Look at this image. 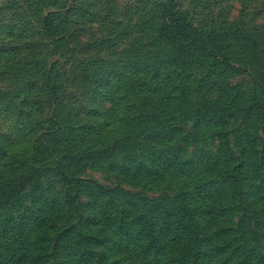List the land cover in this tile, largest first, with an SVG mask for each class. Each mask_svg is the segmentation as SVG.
<instances>
[{"label": "rangeland", "instance_id": "obj_1", "mask_svg": "<svg viewBox=\"0 0 264 264\" xmlns=\"http://www.w3.org/2000/svg\"><path fill=\"white\" fill-rule=\"evenodd\" d=\"M263 33L264 0H0V264H264Z\"/></svg>", "mask_w": 264, "mask_h": 264}, {"label": "trees", "instance_id": "obj_2", "mask_svg": "<svg viewBox=\"0 0 264 264\" xmlns=\"http://www.w3.org/2000/svg\"><path fill=\"white\" fill-rule=\"evenodd\" d=\"M170 29L174 32H172L174 34V37H176V39H178V36L180 34L183 35V38H180L179 40L183 39V40H190V43H186L183 44L182 46L185 47H189V49L191 50H195L198 51L199 53H201L203 56L205 57H209L211 61H213L214 63H221V60L217 59V55H216V51L215 49H224V45L223 43L225 42V40L227 38H230L231 35H233L229 30L228 31H224V32H220V31H212L211 32V36L214 37L213 40H215V42H211V41H205L200 43L197 39H194L196 37H199V33L198 30H195L194 32H187L186 28H182L179 26H170ZM200 32V31H199ZM264 34V33H263ZM183 42V41H182ZM249 45H250V49L254 52L255 50H258L260 47L264 48V36L260 35L259 37H257L256 34L251 35V38L249 40ZM214 63H210L215 65ZM249 63H251L252 67H251V77H254L256 80L254 82H256L257 85V89L253 92V96H252V101H254L255 103H257L259 108L264 109L263 103L260 102V100H258L257 97H259V93L260 95H264V58L263 59H259L258 56L257 57H253L251 58V60H249ZM84 72V71H82ZM85 78V76H84ZM188 78L186 79V82H188ZM189 87L193 86L188 84ZM213 190L215 189L213 187L212 184H205L203 186H201V193L204 192V190L209 189ZM162 209H165L164 213H165V221L161 222L160 224L156 223V222H152L150 227V233L152 234V236L154 238H158V236L160 234H162V232H164L167 228H172V226H177V227H182L183 225V221L186 217L185 212H183L182 210L176 209V208H169V207H159L157 208V212L161 211ZM155 214V213H154ZM153 214V215H154ZM154 216H153V220H154ZM158 243V241H157ZM15 244H18L17 242H15ZM18 250H16L15 255H20V247L17 248ZM144 252V251H143ZM146 253V252H144ZM7 257L5 256V253L3 251H0V262L1 263H5L6 262Z\"/></svg>", "mask_w": 264, "mask_h": 264}]
</instances>
